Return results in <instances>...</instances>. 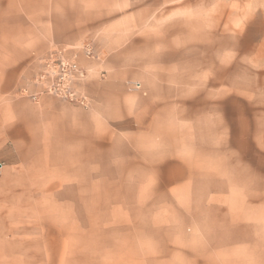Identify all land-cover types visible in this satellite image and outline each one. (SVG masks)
<instances>
[{"label":"crops","instance_id":"obj_1","mask_svg":"<svg viewBox=\"0 0 264 264\" xmlns=\"http://www.w3.org/2000/svg\"><path fill=\"white\" fill-rule=\"evenodd\" d=\"M193 11V0H0V264H82V235L94 238L97 264L108 219L45 216L48 194L59 206L74 193L97 210L113 193L144 207L147 191L159 194L154 208L169 198L177 220L173 263L264 264V176L249 168L210 181L207 130L219 98ZM55 50L87 72L78 86L87 106L43 93L37 80ZM35 145L50 153L41 162ZM128 221L140 233V218Z\"/></svg>","mask_w":264,"mask_h":264},{"label":"rangeland","instance_id":"obj_2","mask_svg":"<svg viewBox=\"0 0 264 264\" xmlns=\"http://www.w3.org/2000/svg\"><path fill=\"white\" fill-rule=\"evenodd\" d=\"M193 4L194 30L201 26V35L208 40V88L211 96L219 98V103H211V110H218L211 116L219 117V121L211 120L207 130L210 142L208 168L215 176L210 181L216 182L219 173L249 168L257 171L256 179L260 180L264 176V0H193ZM194 34L199 33L195 31ZM34 147L33 155L39 162L50 154L42 145ZM57 147L64 159L75 158L72 145ZM24 152L21 155L24 156ZM3 163L0 168L5 165ZM48 195L51 196V207L43 210L45 216L64 217L66 222L91 216L103 221L108 219V228L113 232H99L97 264H187L184 256L175 258L174 263L171 261L170 249L177 247L175 238L179 234L177 220L168 207L164 208L169 198L162 196L159 201L163 208H154L153 201L159 194L147 191L141 195L145 206L137 208L132 204L125 205L129 193H113L108 194L114 199L112 206L102 202L95 210L90 208L88 200L75 201L74 193H65V200H60L59 206L54 205V194ZM100 195L105 199L106 194ZM129 218H140V233L132 229L137 225L129 224ZM93 239L82 235V264L95 260L91 256L93 248L89 246ZM181 243L184 247L185 239ZM107 253L112 255L106 256Z\"/></svg>","mask_w":264,"mask_h":264},{"label":"built area","instance_id":"obj_3","mask_svg":"<svg viewBox=\"0 0 264 264\" xmlns=\"http://www.w3.org/2000/svg\"><path fill=\"white\" fill-rule=\"evenodd\" d=\"M66 53L67 50H55L45 58L37 82L42 86L43 93L71 104L87 106L88 99L78 88L85 81L87 72L76 61L68 58ZM86 54L93 57L89 48ZM136 88H140V85L137 84Z\"/></svg>","mask_w":264,"mask_h":264}]
</instances>
